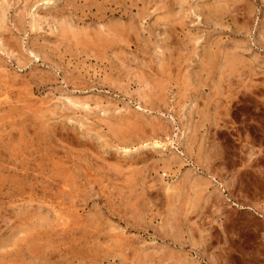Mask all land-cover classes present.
<instances>
[{"label": "rangeland", "instance_id": "rangeland-1", "mask_svg": "<svg viewBox=\"0 0 264 264\" xmlns=\"http://www.w3.org/2000/svg\"><path fill=\"white\" fill-rule=\"evenodd\" d=\"M225 1L0 0V264H264V0Z\"/></svg>", "mask_w": 264, "mask_h": 264}, {"label": "crops", "instance_id": "crops-1", "mask_svg": "<svg viewBox=\"0 0 264 264\" xmlns=\"http://www.w3.org/2000/svg\"><path fill=\"white\" fill-rule=\"evenodd\" d=\"M235 207L232 208V210L236 214H240V216H243L246 219L255 220L258 224L264 225V214L257 212L258 208L251 204H234ZM261 209H264V207H260ZM247 230L248 232L251 231V225H241V232ZM262 257H264V249L263 253H261Z\"/></svg>", "mask_w": 264, "mask_h": 264}, {"label": "bare ground", "instance_id": "bare-ground-1", "mask_svg": "<svg viewBox=\"0 0 264 264\" xmlns=\"http://www.w3.org/2000/svg\"><path fill=\"white\" fill-rule=\"evenodd\" d=\"M36 1V0H35ZM42 1V0H41ZM44 1V0H43ZM160 1V0H159ZM170 1V0H169ZM172 1V0H171ZM228 1V0H227ZM227 1H225V2H227ZM111 2V1H110ZM185 2H186V0H185ZM222 2V1H221ZM114 3V2H113ZM159 3H161V2H159ZM164 3H166V1L164 2ZM169 3V2H168ZM179 3V2H178ZM177 3V5H179ZM173 4V3H172ZM180 4H182V3H180ZM173 5H175V4H173ZM221 5V4H220ZM227 5V4H226ZM102 8H104V6L102 7ZM101 8V9H102ZM106 8V7H105ZM223 9V8H222ZM109 10H111V8H109ZM114 10V9H113ZM113 10H112V12H113ZM100 11V10H99ZM104 11V10H103ZM106 11V10H105ZM108 11V10H107ZM4 12H5V10H4ZM221 12V11H220ZM111 13V12H110ZM102 14V13H101ZM100 14V15H101ZM104 14V13H103ZM105 15H107L106 13H105ZM108 15H109V13H108ZM102 16H104V15H101V17ZM106 17V16H105ZM103 18V17H102ZM2 22H4L3 20H2ZM132 24V23H131ZM117 27V26H116ZM115 28V27H114ZM124 28H126V27H124ZM129 28V27H128ZM111 29H112V27H111ZM68 30V29H67ZM128 30V29H127ZM71 32V31H70ZM110 32V31H109ZM122 32V31H121ZM73 33V32H72ZM116 34H117V32H116ZM74 36H76V34L74 35ZM112 36V35H111ZM103 37V36H102ZM123 37H125V36H123ZM106 38V37H105ZM112 38H113V36H112ZM104 40V39H103ZM106 41H107V38H106ZM115 41V40H114ZM104 42H105V40H104ZM115 43V42H114ZM75 44V43H74ZM108 44H110V43H108ZM117 44V43H116ZM111 45V44H110ZM100 47V46H99ZM78 50V49H77ZM105 50V49H104ZM98 56V55H97ZM100 56V55H99ZM217 57V56H216ZM226 57V56H225ZM227 58V57H226ZM232 59V58H231ZM211 60V59H210ZM213 61H214V58H213ZM213 61H212V63H213ZM227 61V60H226ZM225 62V61H224ZM233 62V61H232ZM212 63H210V64H212ZM215 63H218V62H216L215 61ZM22 64V63H21ZM215 64H213V66H214ZM219 65V64H218ZM20 66V65H19ZM205 66V65H204ZM203 66V67H204ZM211 67V66H210ZM220 67H218V69H219ZM210 70V69H209ZM212 70H213V68H212ZM215 71V70H214ZM5 122V121H4ZM157 144V143H156ZM28 207V206H27ZM31 208V207H30ZM33 209V208H32ZM19 225V224H18ZM20 228V227H19ZM12 230V229H11ZM37 247V246H36Z\"/></svg>", "mask_w": 264, "mask_h": 264}]
</instances>
